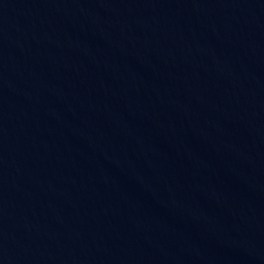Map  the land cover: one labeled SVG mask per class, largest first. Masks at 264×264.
I'll return each instance as SVG.
<instances>
[{
	"label": "water",
	"instance_id": "obj_1",
	"mask_svg": "<svg viewBox=\"0 0 264 264\" xmlns=\"http://www.w3.org/2000/svg\"><path fill=\"white\" fill-rule=\"evenodd\" d=\"M0 264H264V0H0Z\"/></svg>",
	"mask_w": 264,
	"mask_h": 264
}]
</instances>
